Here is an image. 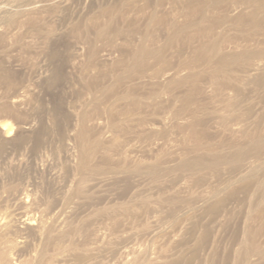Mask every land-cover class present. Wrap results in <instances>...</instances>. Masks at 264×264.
Returning a JSON list of instances; mask_svg holds the SVG:
<instances>
[{
	"label": "rangeland",
	"instance_id": "1",
	"mask_svg": "<svg viewBox=\"0 0 264 264\" xmlns=\"http://www.w3.org/2000/svg\"><path fill=\"white\" fill-rule=\"evenodd\" d=\"M2 121L0 264H264V0H0Z\"/></svg>",
	"mask_w": 264,
	"mask_h": 264
},
{
	"label": "bare ground",
	"instance_id": "2",
	"mask_svg": "<svg viewBox=\"0 0 264 264\" xmlns=\"http://www.w3.org/2000/svg\"><path fill=\"white\" fill-rule=\"evenodd\" d=\"M166 75V73H163L162 76ZM167 76V75H166ZM5 115L9 116V114L6 112ZM15 127L14 125L9 122V121H2L0 122V134L3 135L4 137L8 138L10 136L13 135V133L15 132ZM19 223H21V227L25 226V225H30L31 223L26 222L25 220L23 221H19ZM10 225V224H8ZM14 227H20L18 225H15Z\"/></svg>",
	"mask_w": 264,
	"mask_h": 264
}]
</instances>
